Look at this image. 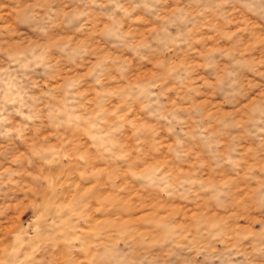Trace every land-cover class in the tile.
I'll list each match as a JSON object with an SVG mask.
<instances>
[{"label": "rangeland", "instance_id": "rangeland-1", "mask_svg": "<svg viewBox=\"0 0 264 264\" xmlns=\"http://www.w3.org/2000/svg\"><path fill=\"white\" fill-rule=\"evenodd\" d=\"M0 264H264V0H0Z\"/></svg>", "mask_w": 264, "mask_h": 264}]
</instances>
